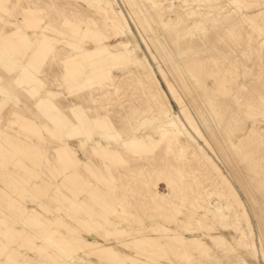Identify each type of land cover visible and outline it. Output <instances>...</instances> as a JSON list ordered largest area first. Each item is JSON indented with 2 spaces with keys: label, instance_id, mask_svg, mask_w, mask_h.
Instances as JSON below:
<instances>
[{
  "label": "rangeland",
  "instance_id": "1",
  "mask_svg": "<svg viewBox=\"0 0 264 264\" xmlns=\"http://www.w3.org/2000/svg\"><path fill=\"white\" fill-rule=\"evenodd\" d=\"M257 212L264 0H0V264H264Z\"/></svg>",
  "mask_w": 264,
  "mask_h": 264
},
{
  "label": "bare ground",
  "instance_id": "2",
  "mask_svg": "<svg viewBox=\"0 0 264 264\" xmlns=\"http://www.w3.org/2000/svg\"><path fill=\"white\" fill-rule=\"evenodd\" d=\"M132 10H133L135 16L137 17L138 22L143 27V29L146 30V29H149V28L152 27L153 17L149 13L148 9L145 6H140V3L138 1V10L135 9V8H133V7H132ZM149 40H150V38H149ZM165 63H166V66L168 68V71L171 74L173 80L175 81V83H177V85L181 89L182 93L184 94L188 105L195 112H197L196 115L198 113L200 115V113H202L201 111H203L206 108H208L209 105H208V102H207L206 95L203 93V89L199 85L198 81L195 78H193L190 75V73H188V71L185 70V68H182V67L177 66L174 63L173 59L169 55H167V59H165ZM205 112H206V110H205ZM214 112L216 113V111H214ZM202 116H201V118H202L201 121L204 124V128H206L205 130H207V135L209 136V138L211 139V141L213 143H220V142L225 143L226 136L220 131V126H219V124H221L222 122L219 120L221 123L217 124V122L214 121L213 119H209L210 117L207 118V117H202ZM173 122H174L173 120L170 121V125L171 126L174 124ZM78 123H80V124H83L84 123L83 120H82V118H80V117L78 118ZM93 123L96 126H98V127H102L103 125L104 126H108V123H106L105 121H103V120H101L99 118L93 119ZM159 127H160V129H162L161 128V125ZM175 127H177V126L175 125ZM166 129H164V130H166ZM168 129H170V127ZM168 129L165 132H163L162 134L160 132V134L163 136L166 132L167 133L168 132L169 133L171 132L175 136H178L179 135L178 132L176 133V132H173V130H168ZM196 130L198 131V129H196ZM162 131H163V129H162ZM176 131H177V129H176ZM181 134H183V133L180 132V135ZM152 139H154V138H152ZM159 139H161V138H159ZM155 140L153 141V143L155 142ZM167 140H169V139H167ZM178 142H179V140H178ZM132 144H134V148L135 149H140V150H142L141 148L144 146L143 141L132 142ZM220 145H221V147L219 146L220 147L219 149H220V153H221L222 159L223 160H226L228 162H231V164L233 165V169H234L235 175H237V174L238 175H243V177L240 176V178H238L236 176V179L238 180V183L240 184V186L242 187V189L245 192H247L248 195H250V199H251L252 196H251V189L249 188L250 185H248V183L246 182V180H248L247 179V176H246V174H248L247 171H246V169L241 165L242 163H241L240 159L237 156H235L234 150L228 144H220ZM125 146L128 148L127 145H125ZM253 203L255 204V202H253ZM262 213L263 212H261L260 214H262ZM256 214H257V217L259 218L258 226L260 228V233L262 234V236H264V216L260 215L258 212Z\"/></svg>",
  "mask_w": 264,
  "mask_h": 264
}]
</instances>
